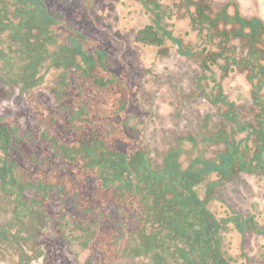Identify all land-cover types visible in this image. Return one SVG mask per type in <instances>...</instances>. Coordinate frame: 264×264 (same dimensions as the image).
<instances>
[{
    "label": "trees",
    "instance_id": "trees-1",
    "mask_svg": "<svg viewBox=\"0 0 264 264\" xmlns=\"http://www.w3.org/2000/svg\"><path fill=\"white\" fill-rule=\"evenodd\" d=\"M134 1L147 16L136 42L196 63V92L214 110L203 131L157 149L155 162L129 124L127 75L102 44L44 0H0V85L11 77L31 92L59 72L56 106L34 128L0 116V193L11 207L1 240L27 256L44 218L57 217V236L87 251L83 264H235L231 223L260 230L208 203L231 179L264 177V18L234 1ZM232 74L249 85L244 102L223 85ZM186 140L202 148L184 165Z\"/></svg>",
    "mask_w": 264,
    "mask_h": 264
},
{
    "label": "rangeland",
    "instance_id": "rangeland-1",
    "mask_svg": "<svg viewBox=\"0 0 264 264\" xmlns=\"http://www.w3.org/2000/svg\"><path fill=\"white\" fill-rule=\"evenodd\" d=\"M234 1L245 14L264 18V0ZM47 8L74 20L81 32L94 37L102 44L115 66L117 74L127 75L131 90L126 112L129 124L136 130L134 137L148 151L149 156L160 162L156 150H168L177 145L180 136L201 131L203 116L214 110L196 92L194 68L196 63L171 51L159 56L155 49L140 45L134 39L135 31L147 22V16L134 0H44ZM90 4V7H88ZM52 70V69H51ZM49 70L41 85L31 92L25 91L14 79L7 78L0 85V116L11 120L20 128H34L36 116L54 103L58 71ZM223 85L232 99L244 102L249 85L241 74L229 75ZM22 89V90H21ZM34 92V93H33ZM203 131V130H202ZM190 152L182 154L186 165L188 157L195 156L202 143L192 149L191 141L183 143ZM205 154L209 155L207 149ZM204 184L198 187L204 196ZM218 217L239 215L241 220L251 219L260 232H239L231 223L228 235L229 253L235 264H264V177L243 174L227 181L208 203ZM11 207L0 193V264H83L87 251L74 242L57 236V217L44 218L36 244L24 247L27 256L17 244L2 241L7 234ZM6 229V231H4ZM10 228L9 230H12ZM14 230V229H13ZM12 230V231H13ZM2 231V233H1ZM4 231V232H3ZM23 238L27 235L22 233ZM13 248L16 250L13 251ZM12 250V254L9 253Z\"/></svg>",
    "mask_w": 264,
    "mask_h": 264
}]
</instances>
